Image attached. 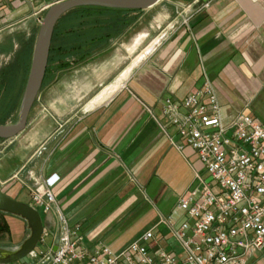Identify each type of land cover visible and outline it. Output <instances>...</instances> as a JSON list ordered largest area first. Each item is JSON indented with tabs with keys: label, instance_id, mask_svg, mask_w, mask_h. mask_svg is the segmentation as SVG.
<instances>
[{
	"label": "crops",
	"instance_id": "crops-1",
	"mask_svg": "<svg viewBox=\"0 0 264 264\" xmlns=\"http://www.w3.org/2000/svg\"><path fill=\"white\" fill-rule=\"evenodd\" d=\"M204 1L159 0L143 10L135 23L150 11L172 21L163 38L114 76L144 34L121 41L123 55L110 44L56 72L39 89L24 130L0 141V191L9 198L30 206L29 188L57 177L55 203L47 213L39 209L48 245L64 220L89 246L101 243L118 253L150 230V253L182 258L173 232L185 216L176 202L203 172L192 150L177 149L182 142L161 101L180 102L206 80L223 121L242 113L264 127V0ZM30 11L21 0H3L1 14L10 26L36 24ZM245 264H264V250Z\"/></svg>",
	"mask_w": 264,
	"mask_h": 264
},
{
	"label": "built area",
	"instance_id": "built-area-1",
	"mask_svg": "<svg viewBox=\"0 0 264 264\" xmlns=\"http://www.w3.org/2000/svg\"><path fill=\"white\" fill-rule=\"evenodd\" d=\"M21 1L39 24L48 7L65 0ZM212 1L205 0L203 6ZM2 8L0 0V33L10 27ZM186 21L182 17L180 24ZM160 111L182 142L177 149L186 146L192 150L203 172L196 177L197 184L176 202L185 216L173 232L182 258L162 250L150 253L146 247L152 238L150 230L114 253L101 243L87 245L77 227L70 229L61 220L54 252L42 231L37 244L45 248H34L27 262L15 264H245L250 255L264 250V127L242 113L223 121L206 80L180 102L164 98ZM53 176L41 178L29 188L30 206L43 213L55 203L51 189L57 177Z\"/></svg>",
	"mask_w": 264,
	"mask_h": 264
},
{
	"label": "trees",
	"instance_id": "trees-1",
	"mask_svg": "<svg viewBox=\"0 0 264 264\" xmlns=\"http://www.w3.org/2000/svg\"><path fill=\"white\" fill-rule=\"evenodd\" d=\"M140 10H118L101 7H80L65 13L54 26L47 65L41 87L56 73L78 66L106 51L111 42L121 37L135 23ZM17 47L9 63L0 67V124L17 105L19 93L24 85L33 33L16 36ZM9 40V38L7 39ZM11 44L0 48V53H11ZM17 83L13 97L10 87ZM40 87V88H41ZM2 141V140H0ZM8 227L0 213V232Z\"/></svg>",
	"mask_w": 264,
	"mask_h": 264
},
{
	"label": "water",
	"instance_id": "water-1",
	"mask_svg": "<svg viewBox=\"0 0 264 264\" xmlns=\"http://www.w3.org/2000/svg\"><path fill=\"white\" fill-rule=\"evenodd\" d=\"M158 2L159 0H65L48 7L42 15L33 40L28 71L18 105L17 118L13 123L0 124V140L11 139L24 130L29 110L41 87L54 26L65 13L80 7L143 11ZM0 213L21 220L27 230V236L15 248L0 247V264L16 263L33 251L43 231V223L34 208L9 198L1 191ZM58 241L59 232L54 236L51 252L55 251Z\"/></svg>",
	"mask_w": 264,
	"mask_h": 264
},
{
	"label": "rangeland",
	"instance_id": "rangeland-1",
	"mask_svg": "<svg viewBox=\"0 0 264 264\" xmlns=\"http://www.w3.org/2000/svg\"><path fill=\"white\" fill-rule=\"evenodd\" d=\"M43 13L41 14V17L43 15ZM155 18H156V16H155V13L153 11L146 12L145 15H142L140 17V20L138 21V23H135L133 26L130 27V29L127 30L125 35H123L119 39H116V40L111 42L112 46L110 48L113 49L114 52H117V53L123 55L124 54L123 50L119 46V44H121L120 43L121 41H124L126 44V43L130 42L131 39L135 38L139 34L145 35L143 37V39L140 41L139 46L134 51H132V54L129 55V58L127 60H125L124 64L123 65L119 64V65L115 66V68H114L115 73L113 74V76L116 75L123 67H125L128 64V62L130 61V59L133 60V58L137 54H139L143 49H145L149 42L155 40V38H158V40L160 38H163L164 35L166 34V32L169 30V28H172V26H170V25L173 23H172V21H170L169 18H164V16H161V15L159 16L158 19H155ZM180 20L181 19L179 18V21ZM37 26H38L37 23L34 24L32 22H27V23L23 22L22 24L19 23V24L12 25L0 33V48L8 47V45H10V44L12 47L11 53L10 52L7 54L0 53V67L9 63V61L12 59L11 58L12 52L17 47L16 36L27 37L28 35L33 33V40H34L36 30H37ZM8 38H9V40H7ZM32 45H33V42H32ZM16 84L17 83H14V82L12 83V85L10 87V92L12 95H9L8 98H10L11 96L13 97V94L15 93V90L17 88ZM22 89H23V87H22ZM22 89L19 93V97L17 100L16 107L12 110V112L8 115V117L5 120L6 124L13 123L17 118L18 105H19ZM94 92H96V91H94ZM88 96H86L85 98L83 97L78 102V104H82V102L86 98H88ZM34 111L35 110H33V112ZM3 144L4 143L0 144V148L3 146ZM36 211L39 213V215H41L40 214L41 211L39 209H37ZM1 216L3 218V221L5 222V224L8 227V231H7V233H5V232L1 233L0 232V247L1 248H7V249L15 248L27 236V230L25 229L24 223L21 220L15 218V217H12L10 215L1 214ZM49 242H50V240H48V243ZM35 248L44 249L45 246H43L42 244H37L35 246ZM33 254H34V250L31 252V256H33ZM31 256L30 255L26 256V257L22 258L21 260H19L18 262L19 263L27 262L28 259L31 258ZM12 264H15V263H12Z\"/></svg>",
	"mask_w": 264,
	"mask_h": 264
}]
</instances>
